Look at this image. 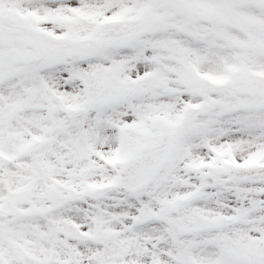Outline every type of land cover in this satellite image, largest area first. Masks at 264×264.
<instances>
[{
    "label": "snow or ice",
    "instance_id": "1",
    "mask_svg": "<svg viewBox=\"0 0 264 264\" xmlns=\"http://www.w3.org/2000/svg\"><path fill=\"white\" fill-rule=\"evenodd\" d=\"M0 264H264V0H0Z\"/></svg>",
    "mask_w": 264,
    "mask_h": 264
}]
</instances>
